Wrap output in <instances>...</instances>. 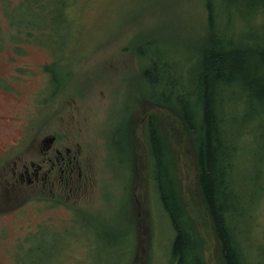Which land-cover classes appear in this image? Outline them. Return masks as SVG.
Segmentation results:
<instances>
[{"label":"rangeland","instance_id":"obj_1","mask_svg":"<svg viewBox=\"0 0 264 264\" xmlns=\"http://www.w3.org/2000/svg\"><path fill=\"white\" fill-rule=\"evenodd\" d=\"M203 15L201 0H0V84L10 87L11 104L0 111L13 116L35 104L28 112L39 111L44 129L91 157L95 175L75 203L0 207L9 209L0 214V264H174V231L145 164L148 129L164 141L181 207L202 241L200 258L224 264L197 188L192 137L176 110L143 95L151 92L141 81L150 68L183 70ZM236 143L233 171L246 203L253 174L264 187V155H254L246 133ZM261 189L245 246L264 239ZM254 253L264 264V251Z\"/></svg>","mask_w":264,"mask_h":264},{"label":"trees","instance_id":"obj_2","mask_svg":"<svg viewBox=\"0 0 264 264\" xmlns=\"http://www.w3.org/2000/svg\"><path fill=\"white\" fill-rule=\"evenodd\" d=\"M201 4L202 36L192 41L183 63L174 61L183 68L181 74H166L172 66H160L156 75L147 69L141 81L151 93L143 95L153 104L176 110L192 137L196 184L223 263L262 264L254 249L264 251V239L245 246L242 237L253 230L250 205L264 187L257 186L260 175L253 174L248 182L250 197L244 203L233 158L243 133L253 138L254 155L260 159L264 155V119L259 118L264 114V0H201ZM64 12L60 8L57 15ZM194 50L197 55L191 60ZM251 121L255 125L250 126ZM145 141L147 171L174 231L171 260L206 264L200 258L202 241L195 223L181 207L164 141L149 129Z\"/></svg>","mask_w":264,"mask_h":264},{"label":"flooded vegetation","instance_id":"obj_3","mask_svg":"<svg viewBox=\"0 0 264 264\" xmlns=\"http://www.w3.org/2000/svg\"><path fill=\"white\" fill-rule=\"evenodd\" d=\"M9 88L0 84V108L11 106ZM32 106L13 116L0 111V207L32 202L55 209L62 200L75 203L87 186H94L91 157L82 156L58 131L44 129L39 111L28 112L37 110ZM8 212L0 209V214Z\"/></svg>","mask_w":264,"mask_h":264}]
</instances>
